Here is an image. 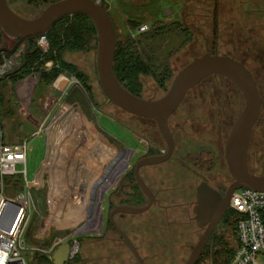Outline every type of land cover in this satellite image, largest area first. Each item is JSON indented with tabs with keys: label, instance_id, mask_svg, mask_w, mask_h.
I'll list each match as a JSON object with an SVG mask.
<instances>
[{
	"label": "rangeland",
	"instance_id": "rangeland-1",
	"mask_svg": "<svg viewBox=\"0 0 264 264\" xmlns=\"http://www.w3.org/2000/svg\"><path fill=\"white\" fill-rule=\"evenodd\" d=\"M57 1L7 0L10 8L26 19L37 18ZM106 7L115 25L117 41L126 44L130 39L143 60L148 63L157 62L161 66L160 78L150 75L142 76L143 99L155 100L164 97L177 73L193 59L204 55L207 49L217 52L221 56L236 57L244 61L264 89V0H109V5ZM140 18L150 23L151 29L148 33L138 35L136 30H132L129 20L139 21ZM15 43L16 40L7 37L2 47L12 48ZM33 45L37 46V42H34ZM97 52L98 42L96 39L85 50L65 53V63L85 76V80L79 79L78 83L75 82L77 80L75 77L69 76L71 71L66 70L45 88L41 86L38 71L14 85L9 79L0 85V92L5 97L4 115L8 112L12 113L7 118H2L0 122L4 142L9 144L22 142L36 132L42 123H45V127L53 126V131L49 129L48 153L52 152L54 155H51L54 157L60 155V162L54 161L52 185H55L54 181L61 183L62 179L66 180L67 176L63 174L62 165L76 159H82V162L88 165L90 173L83 171L82 175L88 180V183L94 180L95 184L106 167L113 161L112 159L118 155L119 147L124 145L127 148L142 150V145L133 133L143 140L146 129L145 121L121 111L112 105L104 95L96 68ZM54 67V62H47L40 69L45 68L50 71ZM154 68L157 67L154 66ZM61 77L67 78L70 83L68 86L58 89L55 85ZM156 78L163 82L165 80L166 88L160 87ZM233 87L231 83H226L220 77H211L198 86V90L207 91L203 98L206 101H198V104H223L227 98L223 92L226 90L233 93ZM208 90L217 92L210 93ZM233 99L234 97L231 96V100ZM240 105L241 109L235 107V111L232 110V116H237L240 113L243 107L242 101ZM65 109L68 110L66 116L69 114L73 116L61 118L60 115ZM197 111V119L190 115L183 119L188 131L187 134H183L182 142H185L186 145L190 144L192 147L205 145L210 134V124L205 117L206 110L198 108ZM77 115L83 117L84 125H72V119ZM55 121L57 124L52 125ZM260 121L261 126L253 134L249 162V171L256 175H264V105ZM194 126L199 128V131L191 134L190 129H193ZM194 138L197 140L194 141ZM45 142L44 135L29 141L30 151L26 167L24 165L17 166L19 173H22L26 168L29 182L34 181L40 169L41 161L45 155ZM181 147L184 148L185 144ZM96 150L98 151L96 152ZM202 158L209 160L210 156L202 155ZM96 165L100 166L99 171ZM95 172H98L97 178H94ZM71 175H74V171ZM16 179L15 177L7 178L8 196H15L19 192V189H15ZM79 179L74 181L75 179L72 178L71 186L75 188V193L79 188L78 185L80 187L82 185ZM181 181L186 184V187L178 191V203L193 200L195 186L192 176L184 174ZM68 186L66 187L68 188L66 199L72 201L75 194L73 193L74 189L69 190ZM93 188L94 185L87 190V198L94 195ZM31 194L33 207L30 221L22 237L25 249L23 256L27 264H31L32 253L47 251L54 238L53 234L37 235L40 216H46L45 194L44 190H32ZM166 197H168L166 200H175L177 193ZM170 213L173 216L172 212ZM68 215H70L68 221L62 222L59 226L72 229L75 235L78 233L79 248L75 259L79 260V264H137L133 253L127 246L116 242H102L100 239H96L94 234H92L93 236L82 235L85 232V227L80 229L79 222L85 213L83 216H77L71 210ZM94 215L95 210H92L88 216L89 221L93 219ZM178 219L182 223L181 226H178V264H183L189 255V250L180 251V245H193L200 236H187L193 233L197 227L195 224H185L187 218L184 215H178ZM138 226L131 231L136 242L146 233L150 234V239H154L158 235L154 230H149L148 226L143 224ZM107 236L116 237L112 233ZM146 246L151 250L152 247L154 248L152 242ZM237 247L238 238L234 220L229 226L222 222L198 264H225L230 256L234 257ZM226 250L232 252L228 255Z\"/></svg>",
	"mask_w": 264,
	"mask_h": 264
},
{
	"label": "flooded vegetation",
	"instance_id": "flooded-vegetation-1",
	"mask_svg": "<svg viewBox=\"0 0 264 264\" xmlns=\"http://www.w3.org/2000/svg\"><path fill=\"white\" fill-rule=\"evenodd\" d=\"M236 60L245 65L254 76L264 105V89L258 83L255 74L244 61ZM216 77H220L226 83L228 82V84L231 83L234 86L232 88L233 93L226 90L223 92L227 96L223 104L199 105L198 101H206L203 98L207 91L198 90V86L201 83L191 89L168 120L169 129L174 139L172 154L163 162L143 165L138 169V173L136 167L140 162L167 156L169 146L154 120L128 114L145 121L146 129L143 140H140L133 133L142 145V150L127 148L124 145L121 146L118 159L124 160L122 166L114 170L105 169L100 181L101 186L95 210L99 224V233L95 236L96 239H100L102 242H116L127 246L123 237L115 228L118 227L129 238L144 264H178V226L182 224L178 219V215L181 214L187 218L185 224H195L197 227L193 233L187 236H200L197 239V242L199 241L212 221L215 210L220 206L221 201L225 198L233 182L225 158V148L231 129L245 107V99L239 88L226 77ZM208 91L213 93L216 90ZM231 96L234 97L233 100H231ZM241 101L243 103L242 110L237 116H232L231 112L232 110L235 111V107L241 109ZM183 108H185V111L182 112ZM198 108L206 110L205 113L207 115L205 117L206 121L210 124V134L209 140L205 145L192 147L190 144L186 145L185 142H182L184 140L182 138L183 134H187L188 131L183 119L189 115L197 119ZM261 114L254 127L252 139L254 131L261 126ZM190 130L192 134L195 131H199V128L194 126ZM252 139L248 154V167L250 152L253 146ZM195 140L197 139L194 138ZM183 144H185L184 148L181 147ZM258 151L260 152L259 148ZM202 155L210 156V159L204 160ZM184 174L191 175L193 178L195 198L185 203H178V191L186 187V184L181 181ZM178 181L180 182L179 184ZM140 182L148 189L149 195L143 191ZM210 190L215 192L218 197L207 194ZM172 193H177V198L175 200H166L168 198L166 196ZM126 207L133 209L146 208L147 210L137 215L119 211L121 208ZM227 211L221 216L198 262L212 237L217 234ZM170 212H172L173 216H171ZM142 216L144 218H141ZM140 224L148 226L149 230H154L158 235L154 239H150V234L146 233L136 242L132 237L131 231ZM109 233H112L116 237H108ZM151 242L154 245L152 250L146 246L147 244H151ZM197 242L193 245H180V251L189 250V257ZM131 253L133 252L131 251ZM133 256L136 263L141 264L134 254ZM187 259L183 264L186 263Z\"/></svg>",
	"mask_w": 264,
	"mask_h": 264
},
{
	"label": "water",
	"instance_id": "water-1",
	"mask_svg": "<svg viewBox=\"0 0 264 264\" xmlns=\"http://www.w3.org/2000/svg\"><path fill=\"white\" fill-rule=\"evenodd\" d=\"M74 15L87 16L96 28L98 42L96 68L104 95L112 105L123 112L154 120L169 146L167 156L140 162L136 167L137 173L143 165L163 162L172 154L174 139L169 129L168 120L191 89L209 77L222 76L230 79L243 94L245 107L231 129L225 148V158L233 182L220 206L215 210L212 221L185 263L197 264L221 216L228 210L233 193L239 189L264 192V175L253 174L248 167L252 133L263 105V99L259 94L254 76L245 65L234 57L221 56L217 52L207 49L204 55L193 59L177 73L164 97L156 100L137 97L126 90L115 75L114 58L117 47L115 25L105 6L94 0H58L34 19L21 17L10 8L7 0H0V28L7 37L16 40L12 48H0V64L23 46L22 64L13 71L12 75L19 73L26 65L29 42L46 35L58 21ZM140 185L143 191L149 195L148 189L141 182ZM207 194L218 197L212 190ZM146 210V208L126 207L119 211L137 215ZM115 228L140 263L144 264L129 238L118 227ZM72 250L69 242L59 246L52 254V264H68L75 256Z\"/></svg>",
	"mask_w": 264,
	"mask_h": 264
},
{
	"label": "built area",
	"instance_id": "built-area-1",
	"mask_svg": "<svg viewBox=\"0 0 264 264\" xmlns=\"http://www.w3.org/2000/svg\"><path fill=\"white\" fill-rule=\"evenodd\" d=\"M94 1L98 4H103L105 8L109 5V0ZM150 29L151 24L144 22L136 29V34H145L149 32ZM37 45L43 53L48 52L49 43L46 35L37 38ZM23 54L24 47L21 46L10 58L3 60L0 64V84L10 77L13 71L21 65ZM75 82L78 83V80H75ZM69 83L70 81L67 79L64 87L68 86ZM55 122H53L52 125L55 124ZM52 127H45V123H42L39 129L29 138L15 144L4 142L3 133L0 128V264H27L23 256V251L25 249L23 247L24 242L22 237L30 221L33 207L32 190H44L45 194L46 216H40L37 228L38 236L47 235L52 225L68 221L70 216L68 214H70L71 210L77 216H82L85 213L83 219L79 222V224H81L80 229L85 227V232H83L82 235L93 236L92 234H94V236H96L99 233L96 213L92 216L93 219L90 221L88 216H90L92 210H96L101 186L100 181L104 173L94 184L93 192L95 193L91 196V206L89 209L80 208L79 206H77V208L67 207L66 204L68 203L66 201L68 199L66 198L68 188L66 187L69 185L68 187L70 188V171L72 173L73 170L70 169L69 163L62 165L63 174H65L67 178L66 180L62 179L61 183L57 182V188L53 189L52 172L55 168L54 161H56L60 155H55V158L52 152H50V154L48 153L49 129H52ZM43 135L46 137L45 158L40 165V169L34 181L29 182L26 176V168L22 173H19L17 172V166L24 165L26 167L27 156L30 151L29 141L35 137H42ZM112 160L113 161L108 167H106L110 170L120 168L124 163V160L118 159V155ZM56 162H60V157ZM73 165L74 167L78 166H76V164ZM8 177H15L17 178L16 181H19L17 185L19 187L15 185V189H19V192L15 196H8L7 194V187L9 186L7 183ZM77 191L79 194H82V189L80 187ZM79 194L77 193L76 195L79 196ZM228 210L236 215V233L238 238L237 250L229 264H264V192L251 189H239L233 193ZM77 234L75 235L73 233L72 241L69 242L75 256L79 248V242L77 241L79 236H77ZM64 243H67L66 240L57 242L55 246L58 248ZM35 253L36 252L31 254V262ZM50 260L52 261V255L50 256Z\"/></svg>",
	"mask_w": 264,
	"mask_h": 264
},
{
	"label": "trees",
	"instance_id": "trees-1",
	"mask_svg": "<svg viewBox=\"0 0 264 264\" xmlns=\"http://www.w3.org/2000/svg\"><path fill=\"white\" fill-rule=\"evenodd\" d=\"M144 22L145 21L141 18L139 21L129 20V25H131L132 30H136ZM96 35V28L93 22L87 16L74 15L72 17H66L58 21L46 34L49 43L48 52L43 53L38 45H33L34 42H37V39L31 40L29 42V52L26 57L25 67L19 73L11 75L7 79H9L14 85L17 82L22 81L25 77L29 76L33 72L38 71L40 73L41 86L45 88L47 86H50L61 73L68 70L69 72L71 71L69 75L71 76V78L75 77L78 81L79 79L85 80V76L83 74L76 72L73 67L65 63L64 55L66 52L87 49L88 45H90L93 40L96 41ZM6 39V35L0 28V48L4 46ZM47 62H54L55 67L50 71H47V69L45 68L41 70L40 68L44 67V64H46ZM153 64H155L154 66L157 68H154V66H152ZM160 69L161 66L160 64L158 65L157 62L148 63L147 61L143 60L141 55L135 50V47L133 46L130 39L127 40L126 44L117 41L114 58L115 75L121 85L131 94L142 98V76L150 75L160 78ZM159 78H156L159 86L162 88H166L165 80L163 82V80H160ZM207 79H205L204 81H206ZM4 81L0 85H2ZM4 107H6L5 97L0 92V122L2 121V118H7V116L12 115V113L9 112L4 115ZM18 184L19 181H16L15 185L17 186ZM233 220L236 224L237 230L236 215L228 210L222 222L229 226ZM218 242L221 243L220 241ZM226 251L228 255L232 252L228 250ZM217 256L219 259V253ZM231 257L232 256L227 259L225 264H229L231 262V260L233 259V257ZM31 264H52V261L50 260V255H48L46 252L41 251L34 254ZM68 264H79V260L77 261L74 258Z\"/></svg>",
	"mask_w": 264,
	"mask_h": 264
},
{
	"label": "crops",
	"instance_id": "crops-1",
	"mask_svg": "<svg viewBox=\"0 0 264 264\" xmlns=\"http://www.w3.org/2000/svg\"><path fill=\"white\" fill-rule=\"evenodd\" d=\"M61 78H63L64 79V83H62V85L60 86V87H58V88H63L64 87V85L66 84V82H67V79L66 78H64V77H61ZM60 78V79H61ZM59 79V80H60ZM57 87V86H56ZM68 110L67 109H65V111H63L62 113H61V115H60V117L61 118H63L64 116H66L67 114H68V112H67ZM73 115L72 114H69V116H66V118H70V117H72ZM83 117L82 116H80V115H77V116H74V118L72 119V125L73 126H78V125H84V121H83V119H82ZM56 124H57V121L55 122ZM79 123H81V124H79ZM54 129H52V131H53ZM53 133V132H52ZM109 141H110V139H109ZM98 146H97V144H96V148H97ZM95 148V149H96ZM115 148H118V147H115ZM118 149H120V147L118 148ZM98 150H96V152H97ZM44 158H45V155H44ZM44 158L42 159V161H41V163L43 162V160H44ZM72 163H74V164H76V166L77 167H74V165L72 164ZM70 164V169H72L73 171H74V175L72 176L71 175V173H70V177H71V181L70 182H73V180L74 181H78V179H79V181L81 182V187L80 188H83L82 189V194H79V192L77 191L76 193H75V188L74 187H72L71 185H70V188H69V190H71V189H74V191H73V193H75L74 195H73V200L71 201V200H67L66 202L68 203V204H66V206L67 207H69V208H72V207H74V208H77V206H79L80 208H84V209H89V207L91 206V196L89 197V198H87V190L88 189H90L91 188V186L92 185H94V180H90L91 182L90 183H88V180L87 179H85V177L82 175L83 174V171L84 172H86V173H90V172H88L89 170H88V165H86V164H84V162H82V159H76V160H74L73 162H70L69 163ZM96 167H97V170L99 171V169H100V166L99 165H96ZM86 169V170H85ZM81 174V175H80ZM97 176H98V172H95L94 173V178L96 177L97 178ZM72 178H73V180H72ZM83 181H85V182H83ZM54 182H56L57 183V181H54ZM53 182V183H54ZM56 183H55V185H52V187H53V189H56L57 187H56ZM79 191H81V190H79ZM79 194V196H77L76 194ZM85 199H84V198ZM69 198H71V197H69ZM81 201H82V203H81ZM83 216V215H82ZM59 222V221H58ZM62 223V222H61ZM60 222L56 225V224H54V225H52L51 227H50V229H49V232L47 233V235L48 234H53V236H54V238H53V240H52V244H51V246H50V248L47 250V251H44V252H46L48 255H52L53 253H54V251L57 249V246H55V244L57 243V242H60V241H64V240H66V242H71L72 241V235H73V231H72V229H70V228H68V227H60L59 225L61 224ZM65 223V222H64ZM63 228V229H62ZM68 228V229H67Z\"/></svg>",
	"mask_w": 264,
	"mask_h": 264
},
{
	"label": "bare ground",
	"instance_id": "bare-ground-1",
	"mask_svg": "<svg viewBox=\"0 0 264 264\" xmlns=\"http://www.w3.org/2000/svg\"><path fill=\"white\" fill-rule=\"evenodd\" d=\"M64 81V79L63 78H61L58 82H57V84H56V86L57 87H60L61 85H62V83H64L63 82ZM58 153V152H57ZM60 157V156H59ZM59 157L57 158V160L56 161H58L59 160ZM56 183V182H55ZM54 184V183H53Z\"/></svg>",
	"mask_w": 264,
	"mask_h": 264
}]
</instances>
